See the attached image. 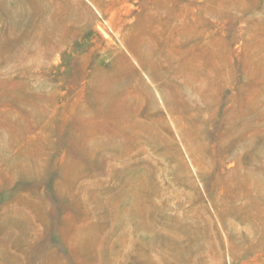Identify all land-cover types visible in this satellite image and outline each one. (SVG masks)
<instances>
[{"label":"rangeland","instance_id":"rangeland-1","mask_svg":"<svg viewBox=\"0 0 264 264\" xmlns=\"http://www.w3.org/2000/svg\"><path fill=\"white\" fill-rule=\"evenodd\" d=\"M0 264H264V0H0Z\"/></svg>","mask_w":264,"mask_h":264}]
</instances>
